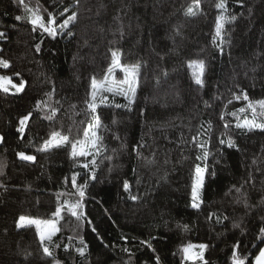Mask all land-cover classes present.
Segmentation results:
<instances>
[{"label": "trees", "instance_id": "trees-1", "mask_svg": "<svg viewBox=\"0 0 264 264\" xmlns=\"http://www.w3.org/2000/svg\"><path fill=\"white\" fill-rule=\"evenodd\" d=\"M25 2L39 8L45 22L53 13L59 24L72 11L78 12V20L70 25L73 36L65 32L53 39L15 20L24 14L22 6L0 0V31L7 35L0 40V58L10 62L8 69L0 68V75L13 83L27 82L22 93L0 91V135L5 137L0 144V264H52L43 255L35 228L18 229L16 223L21 215L55 219L58 200L78 198L71 184L74 173L79 174L78 185L87 182L82 209L86 219L77 222L67 211L62 213L60 231L53 237L59 247L49 245L60 264H155L157 255L161 264H193L180 251L188 243L209 245L204 253L208 264H232L237 240L238 253L253 264L264 247V240L257 238L264 227V132L243 134L234 127L237 117H250L248 111L238 112L247 102L234 96L247 92L251 100L264 99V0H227L236 21L225 25L220 46L219 40L213 43L218 0H200L195 18L184 14L195 0H79L78 7L75 0ZM65 8L68 12L60 16ZM109 49L122 52L123 64L142 67L130 109L115 107L127 105L120 96L97 108L102 122L98 134L106 150L96 157V179L91 180L89 170L80 166L87 161L73 160L70 145L48 153L37 149L52 131L73 141L83 138L91 121L85 104L91 77L105 75ZM197 59L206 63L203 88L187 67ZM38 101L57 109L53 121L35 109ZM30 111L33 116L21 140L15 128L19 117ZM226 122L232 127L225 129ZM229 136L240 151L219 144ZM193 137L210 141L207 164L215 172L214 178L206 176L199 211L190 207L194 167L201 163ZM19 151L36 161L20 160ZM125 181L139 197L136 201L123 190ZM60 193L64 195L58 197ZM217 216L228 219L216 223ZM80 238L88 246L84 256L77 252L83 247ZM140 241L150 242L156 251Z\"/></svg>", "mask_w": 264, "mask_h": 264}, {"label": "snow or ice", "instance_id": "snow-or-ice-1", "mask_svg": "<svg viewBox=\"0 0 264 264\" xmlns=\"http://www.w3.org/2000/svg\"><path fill=\"white\" fill-rule=\"evenodd\" d=\"M14 3L23 7L24 14L15 16V20L20 22L24 21L32 25V31L35 32L37 29H40L43 33H47L48 36L53 39L56 38L57 35H62L65 32L69 37L73 36L74 33L70 29V25H75L78 20V12L72 11L70 15H67L65 19L61 23H57V17L53 13H49L47 22H45V18L40 15L39 8H32L25 2V0H13ZM75 7L79 6V0H75ZM215 7L219 10V14L215 19V34L213 36V43L216 44L217 40H219L222 45L224 41V29L226 24L234 23L236 21L235 15L229 14L228 2L227 0H218V3ZM68 12V9L65 8L63 11L59 13L60 16H65V13ZM185 16L188 18H195L200 14V0H195L194 6H190L185 11ZM120 36L123 38L124 32L120 30ZM7 35L4 31H0V40H6ZM36 51H40V44L35 45ZM2 51V50H0ZM111 52V62L106 69L105 75L102 79H97L95 76L91 77L90 83V92L89 97L85 101L87 106V110L90 113L91 121L87 124V127L83 130V138L77 139L75 141L70 140V136L68 134H62L61 131H52L50 136L43 141V143L38 147L37 151L48 153L53 149H58L67 145H70L71 152L70 157L75 160L78 157H83L87 162L82 163L80 166L88 169L90 172L89 179L95 180V167L97 166L96 157L101 155L103 151H105V146L103 144V138L98 134V130L102 126V122L100 116L97 114V108L101 104H105L108 101V95L111 94L113 97L122 96L126 101L127 105L116 104L115 107H128L130 109L131 105L135 103L137 88L139 86V77L141 72L142 65L139 63L136 64H123L121 62L122 52L120 50H112ZM221 51L223 48L221 47ZM163 58V57H162ZM10 67V62L3 58H0V68L8 69ZM187 67L192 71V78L194 83L203 88L205 86V70L206 63L202 59L190 60L187 64ZM123 73V79H116L115 73L116 71ZM16 76H20V73H15ZM162 75L167 77L168 73L162 72ZM26 81L24 79H20L19 83H13L11 77L6 75H0V91L4 93H8L10 89H14L15 94H19L24 92L26 87ZM46 95L51 96L52 93H46ZM234 98L239 101L241 98L247 102L246 108L241 107L238 109L239 113H245L246 111H250L252 114V118L249 119L245 117L243 120H240L237 117V122L234 127L236 129L241 130L243 134L250 133L256 130L264 132V120H258L257 117H264V99L260 100H251L247 94V92H242L241 95H236ZM231 103V100L229 101ZM72 107H75L74 105ZM35 109L44 112V119L48 121H53L57 115V109L50 108L47 102L38 101L35 105ZM233 116H237V113H231ZM33 112H28L25 115L19 117L18 126L15 128V131L19 133V138L21 140L24 139V134L26 129L29 126V121L32 119ZM221 120L224 119V115H221ZM115 123V121H113ZM232 127L229 123L224 124L225 129H229ZM212 128V124L208 122V131ZM118 139V137H117ZM5 142V137L0 135V144ZM29 141V146H30ZM193 143L200 150V154L196 156V160L200 161L195 165L194 179L191 185V204L190 207L194 210L199 211L201 204L203 203V189L205 186V179L207 175H211L213 178L215 177V172H209V167L207 164L208 158L212 153L209 150L210 141H198L196 137H193ZM219 144L221 146H225L228 149H235L236 151H240L238 145L234 143V141L229 136L227 139L221 138L219 140ZM218 151H220L218 149ZM20 160L22 161H31L35 162L36 157L34 155H27L24 151H19L16 153ZM139 155V153H138ZM91 157V160L87 158ZM111 159V157H108ZM148 164L154 163L153 160H147ZM91 165V167H90ZM2 167V166H0ZM78 173H74L71 178V184L74 189H76L77 199L75 201L64 200L63 203H60L58 200V206L53 213L55 219H39L33 218L29 216L21 215L18 218L16 223V227L26 228V227H35L36 233L39 236L40 246L43 251V255L45 257L51 258L52 264H60L58 260L55 259L53 252L49 245H53L54 247H59V245L55 244L53 241V237L60 231L57 227V223L60 219L63 218L62 213L67 211L72 217L76 219L77 222L83 221L86 219V215L83 212V200L86 195L87 182L84 184H77V176ZM251 179V177H250ZM3 185H0L2 187ZM123 190L129 193V198L133 201L139 199L136 195H132L130 191V185L127 181L123 183ZM236 191L239 193L240 189L237 188ZM64 195L63 193L58 194L59 196ZM243 200L245 208L251 207L248 204L247 196L244 195L241 198ZM213 216H216L215 213L210 214L208 219H212ZM221 219H228L226 216H217L216 223H220ZM90 224L91 221H88ZM185 231L188 230V225H181ZM235 228H240V224H235ZM95 232L96 229L93 228ZM243 233V230H241ZM258 239L264 240V227L259 229ZM152 239H155L153 237ZM141 244H147V247L152 249L153 252L156 251L153 248L152 244L148 241H140ZM80 244L83 247L77 248V252L80 256L85 255V251L87 249V244L84 242L83 238H80ZM241 241L237 240L233 244V252L231 256L232 264H246L245 258H243L239 253L238 249L240 248ZM209 248L208 244H192L188 243L183 246L180 251L183 255L184 261H191L193 264H196L197 261L200 264H208V261L205 259V251ZM68 249L65 248V251ZM124 251H128V249H124ZM155 264H161V258L159 255L155 257ZM254 264H264V249L259 250V254L255 256Z\"/></svg>", "mask_w": 264, "mask_h": 264}, {"label": "rangeland", "instance_id": "rangeland-1", "mask_svg": "<svg viewBox=\"0 0 264 264\" xmlns=\"http://www.w3.org/2000/svg\"><path fill=\"white\" fill-rule=\"evenodd\" d=\"M194 4H195V3H192V5H190V6H194ZM190 6H189V7H190ZM62 21H63V20H62ZM62 21H61V22H62ZM61 22H60V23H61ZM115 76H116V79H117V80H119V79H123V73L119 72L118 70L116 71ZM14 91H15L14 89H10L9 92H10V93H14ZM105 95H108V97H109L107 102H109V101H111L112 99H114V98L117 97V96L113 97L111 94H107V93H106ZM120 97H122V96H120ZM122 98H123V97H122ZM123 99H124V98H123ZM124 100H125V99H124ZM125 101H126V100H125ZM107 102H106V103H107ZM126 102H127V101H126ZM106 103H105V104H106ZM248 113H249V114H248ZM248 113H247L246 115H247V116H250V117H248V118L251 119V118H252V114H251L250 111H248ZM261 118H262V117H259V116L257 117L258 120H261ZM194 168H195V167H194ZM194 172H195V170H194ZM192 179H194V173H193V177H192ZM190 202H191V199H190ZM33 218H36V217H33ZM45 220H48V219H45ZM17 221H18V220H17ZM33 227H34V226H33ZM34 228H35V227H34ZM20 229H21V228H20ZM54 237H55V236H54Z\"/></svg>", "mask_w": 264, "mask_h": 264}, {"label": "crops", "instance_id": "crops-1", "mask_svg": "<svg viewBox=\"0 0 264 264\" xmlns=\"http://www.w3.org/2000/svg\"><path fill=\"white\" fill-rule=\"evenodd\" d=\"M262 249H264V247ZM189 262H191V261H189ZM253 264H254V262H253Z\"/></svg>", "mask_w": 264, "mask_h": 264}]
</instances>
